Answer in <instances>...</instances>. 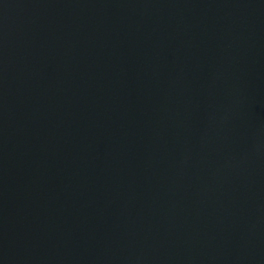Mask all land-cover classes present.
I'll return each instance as SVG.
<instances>
[{"label":"water","instance_id":"water-1","mask_svg":"<svg viewBox=\"0 0 264 264\" xmlns=\"http://www.w3.org/2000/svg\"><path fill=\"white\" fill-rule=\"evenodd\" d=\"M0 264H264V0H0Z\"/></svg>","mask_w":264,"mask_h":264}]
</instances>
